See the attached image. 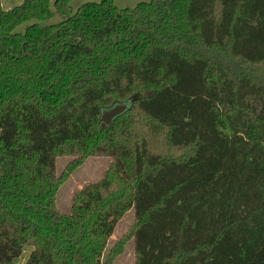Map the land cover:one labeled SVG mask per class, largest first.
I'll use <instances>...</instances> for the list:
<instances>
[{
	"label": "trees",
	"instance_id": "16d2710c",
	"mask_svg": "<svg viewBox=\"0 0 264 264\" xmlns=\"http://www.w3.org/2000/svg\"><path fill=\"white\" fill-rule=\"evenodd\" d=\"M74 1L0 11V264H113L128 240L135 264H264V0ZM96 156L108 171L61 212Z\"/></svg>",
	"mask_w": 264,
	"mask_h": 264
},
{
	"label": "rangeland",
	"instance_id": "374dc122",
	"mask_svg": "<svg viewBox=\"0 0 264 264\" xmlns=\"http://www.w3.org/2000/svg\"><path fill=\"white\" fill-rule=\"evenodd\" d=\"M101 0H75L72 3L74 11L78 8L87 4L89 2H100ZM114 4L119 9H130L133 10L138 4L142 2H149L150 0H113ZM23 0H20V4ZM54 9L55 16L48 22V24H57L63 21L65 18L58 14ZM25 26L18 29L19 32H24ZM135 119L139 121L140 119L135 116ZM144 126V125H143ZM139 128L142 127V123H139ZM143 129V128H142ZM151 146L155 150L165 151L167 154L179 155L178 149L169 148L166 146L161 134L157 138L151 139ZM79 156L64 155L57 159V175H62L66 171V168L74 161H76ZM113 159L107 156H96L85 159L73 169L72 172L67 174L65 181L60 186L57 193V206L59 210L63 213H69L73 206V200L75 194L83 189L85 186L99 182L108 171ZM135 222V212L130 210L123 219L118 223L114 235L110 239L107 247V253L118 243L121 239L129 233ZM32 249L26 248L22 255L15 261V264H26L27 260L31 254ZM113 264H135V250L133 240H128L123 248L122 254L118 256Z\"/></svg>",
	"mask_w": 264,
	"mask_h": 264
},
{
	"label": "water",
	"instance_id": "95a60500",
	"mask_svg": "<svg viewBox=\"0 0 264 264\" xmlns=\"http://www.w3.org/2000/svg\"><path fill=\"white\" fill-rule=\"evenodd\" d=\"M129 108L130 107L126 103L117 104V105L103 111L102 115H101V119H102L104 124L110 125L115 118L122 115Z\"/></svg>",
	"mask_w": 264,
	"mask_h": 264
},
{
	"label": "crops",
	"instance_id": "0c3cea01",
	"mask_svg": "<svg viewBox=\"0 0 264 264\" xmlns=\"http://www.w3.org/2000/svg\"><path fill=\"white\" fill-rule=\"evenodd\" d=\"M20 5V0H0V11L9 10Z\"/></svg>",
	"mask_w": 264,
	"mask_h": 264
}]
</instances>
